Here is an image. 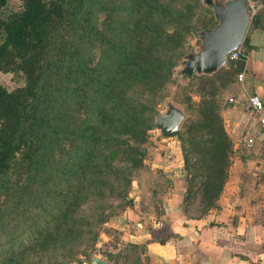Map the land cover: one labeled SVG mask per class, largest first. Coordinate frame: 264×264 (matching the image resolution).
I'll use <instances>...</instances> for the list:
<instances>
[{"label":"trees","instance_id":"obj_1","mask_svg":"<svg viewBox=\"0 0 264 264\" xmlns=\"http://www.w3.org/2000/svg\"><path fill=\"white\" fill-rule=\"evenodd\" d=\"M9 2L0 0V72L10 73L19 82L12 88L0 83V211L11 209L5 206V199L22 201L24 212L42 223L34 238L36 252L45 256L60 250L68 255L75 252V245L90 240L86 237L92 229L87 225L92 221L85 218L80 203L90 195L98 196L99 187L107 182L95 169L96 155L106 152L114 159L122 151L130 157L136 153L129 142L138 130L129 88L139 84L152 90L171 76L167 68L171 59L157 50L150 61L141 45L136 70L135 38L145 39L149 32L153 34L148 39L174 40L180 33L176 29L164 32L163 15L168 9L163 0H140L136 20L135 16L133 21L119 19L133 26V32L125 35L127 29L121 23L119 29L109 26L106 37L97 26L103 0H18L13 8ZM113 19L112 8L108 22ZM243 39L245 46L247 39ZM92 43L96 47L112 45L115 59L109 69L100 65L96 69L94 63L87 66L86 48ZM86 70L93 74L89 79L97 88L88 97L89 104L83 105L86 119L78 122L73 111L76 103L82 107L86 95ZM144 123L145 116L143 128L148 126ZM199 131L206 142L202 161L207 170L225 176V133L221 128L216 134L224 140L221 143L218 136L208 133V126L200 125ZM205 133L210 138H204ZM219 179L206 184L214 188L205 191L208 199L209 192L218 191L223 183L224 178Z\"/></svg>","mask_w":264,"mask_h":264},{"label":"rangeland","instance_id":"obj_2","mask_svg":"<svg viewBox=\"0 0 264 264\" xmlns=\"http://www.w3.org/2000/svg\"><path fill=\"white\" fill-rule=\"evenodd\" d=\"M139 1L103 0V10L99 13L101 23H97V26L102 29L104 37L108 35L109 26L118 25L117 29H119L121 23L127 29L125 35L127 32L129 34L133 32V26H130L127 21L119 22V19L123 16L133 21L135 16L136 20L138 9L136 5ZM163 1L168 9L163 15L164 32L172 33L173 29H176L180 33L179 39H159L160 37H155L153 40L148 39L153 34L152 31H150L152 34L148 32L145 39L135 38L136 70L139 58L138 46L141 45V48H145L143 53H146L150 61L154 59L157 50L160 53L164 52L167 59H171V63L167 64L171 76L162 85L152 90L149 87L143 89L139 84L135 89L129 88V93L132 95L129 103L134 108L133 110L131 107L132 114L138 119L136 136L129 139V142L136 153L130 157L126 151H122L115 155L114 159L110 158L106 152L96 155L95 169L107 182L99 187L98 196H88L89 199L86 198L87 200L81 202L79 207L84 211L85 218L92 221L90 225H87L92 229L88 231L86 237L90 240L75 245V252H69L68 255L57 250L58 254L53 252L42 256L39 251L36 252L37 245L34 240L37 230L42 225L41 220L24 212L21 206L25 203L22 201L13 198L5 199V206L11 209L0 211V264H12L13 262L16 264H83L93 255L106 257L114 264H142L138 249L128 243L130 239L125 235V233H131L137 222H141V210L140 212L136 210L137 202H140L141 198L152 209L153 198H156L160 192L167 193L166 191L170 189L174 180L182 182L185 188L181 195L183 200L187 198L190 202L202 203L203 201L205 205L209 203V200L216 201L222 190L227 196L230 194L228 191L235 188L232 183L233 175L228 169L229 165L237 159L235 154L238 149L235 145L237 140L230 134L231 128L226 120L228 116L223 114V101L228 94L227 87L236 79V72L240 69L242 60L226 62L210 74L192 73L190 76L182 74L181 69L186 56L201 47L199 32L203 29H212L217 20L205 0ZM211 1L221 3L225 0ZM17 4L18 0H10L9 7H16ZM149 6V4H144L143 7ZM112 8L115 11V19L110 24L108 14ZM128 12L130 15H127ZM134 32L136 34V30ZM101 45L102 47H96L92 43L87 47L88 49L86 48L87 66L94 63L96 69L99 65L109 69L115 59V51L109 43H101ZM145 64L148 67L151 65L148 62ZM85 72L86 95L80 102L82 107L78 108V103L73 102L75 104L73 119L78 118V122L86 119V110L83 105L85 102L89 104L88 97H93V89L97 88V83L89 79L93 74L88 70ZM18 82L10 73L0 72V83L8 88H12ZM79 94L80 92H77L75 97ZM229 97L231 96H227V101ZM97 101V104L101 101L99 93ZM169 106L179 109L184 118L177 133L164 136L158 128L154 127V120L158 114L166 112ZM144 116L145 123L149 127H141ZM130 117L132 118V115ZM200 125L208 126V133L213 136H218L216 134L221 128L226 135L225 147L227 146L228 163L224 170L225 176H219L218 173L215 176L210 173L205 161H202L203 143L206 142L203 141V133L199 131ZM204 138H210V135L205 133ZM216 140L224 142L220 136ZM111 165L113 168H108ZM221 177L224 178L223 183L217 187L218 191L209 192L212 196L208 199L205 191L214 188H208L206 184L220 180ZM108 180L112 183H108ZM71 182L75 183L73 179ZM214 185L217 184L214 183ZM110 186L111 192L109 191ZM152 211L155 212L154 209ZM125 212H129L131 217L124 215ZM124 222L129 224V227L128 230L123 231L118 226L123 225ZM148 222L146 223L149 228L150 223ZM47 224L51 225L50 222ZM21 249H23L22 253H20Z\"/></svg>","mask_w":264,"mask_h":264},{"label":"crops","instance_id":"obj_3","mask_svg":"<svg viewBox=\"0 0 264 264\" xmlns=\"http://www.w3.org/2000/svg\"><path fill=\"white\" fill-rule=\"evenodd\" d=\"M260 5L244 35L246 60L227 87L231 101L227 96L223 101L230 134L237 140V159L228 169L235 188L227 196L222 190L216 201L205 205L183 200L185 188L174 180L167 193L153 198L155 212L141 198L136 206L141 222L125 235L142 264H264V124L242 106L248 95H258L264 112V0ZM246 137L253 139L250 146ZM124 215L131 217L129 212ZM128 225L118 227L124 231Z\"/></svg>","mask_w":264,"mask_h":264},{"label":"water","instance_id":"obj_4","mask_svg":"<svg viewBox=\"0 0 264 264\" xmlns=\"http://www.w3.org/2000/svg\"><path fill=\"white\" fill-rule=\"evenodd\" d=\"M217 23L212 29L199 32L201 47L190 52L183 62L181 72L186 75L210 74L227 62V54L243 43V37L250 18L246 0H205ZM184 118L183 113L169 106L164 113L158 114L154 127L164 136L175 134ZM88 264H114L97 255H93Z\"/></svg>","mask_w":264,"mask_h":264},{"label":"built area","instance_id":"obj_5","mask_svg":"<svg viewBox=\"0 0 264 264\" xmlns=\"http://www.w3.org/2000/svg\"><path fill=\"white\" fill-rule=\"evenodd\" d=\"M248 6V13L250 20L255 17V14L258 11V8L261 6L260 1L258 0H246ZM247 51L243 44H241L237 49L232 50L227 54V62L228 61H236V60H246ZM245 76L244 69L238 72V79L242 80ZM247 99L243 102V107L245 111H248L254 115H256L258 122L264 124V112L263 103L261 98L258 95H248ZM231 101V99H229ZM245 142L250 146L253 142L251 138H245ZM83 264H88V261L83 262Z\"/></svg>","mask_w":264,"mask_h":264}]
</instances>
